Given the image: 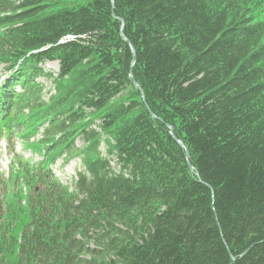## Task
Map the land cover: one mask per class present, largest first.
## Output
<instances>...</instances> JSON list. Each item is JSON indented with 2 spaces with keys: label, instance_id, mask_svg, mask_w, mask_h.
Returning a JSON list of instances; mask_svg holds the SVG:
<instances>
[{
  "label": "trees",
  "instance_id": "16d2710c",
  "mask_svg": "<svg viewBox=\"0 0 264 264\" xmlns=\"http://www.w3.org/2000/svg\"><path fill=\"white\" fill-rule=\"evenodd\" d=\"M57 1L0 0V141L83 171L4 207L0 264H264V2Z\"/></svg>",
  "mask_w": 264,
  "mask_h": 264
},
{
  "label": "rangeland",
  "instance_id": "374dc122",
  "mask_svg": "<svg viewBox=\"0 0 264 264\" xmlns=\"http://www.w3.org/2000/svg\"><path fill=\"white\" fill-rule=\"evenodd\" d=\"M261 2H264V0ZM82 4L83 2L81 0H58L54 5L52 4L44 8L42 14L48 15L62 9L77 7ZM261 14L262 18H264V7ZM43 68L46 72L55 75L58 66L55 62H48ZM6 73L7 70L5 66L0 65V77H3ZM38 82H41L43 85V98L47 101L49 97L54 94L53 83L45 79H39ZM131 90V88H127L123 97L130 94ZM132 100H135V98ZM116 102H119V99H117ZM136 113V111H133L127 115V118L130 119ZM28 115L29 112L27 111H24L22 114V116ZM99 126V121H96L91 125V128L92 130L98 131ZM44 142L45 136L42 133L36 134L30 141L28 140L27 143L19 139H14L10 145L11 147L3 141L5 147H1L0 149V174H2L0 176V180H2L0 184V215L4 211V207H11V203L13 202L15 205L17 202V205L20 207H26L30 201L36 199L37 194H40V175L44 173L45 169L43 168L45 166L46 171L49 172L51 170V175L56 180L58 179L62 186H67L70 188V191L74 189L77 174L83 171L81 158L70 157L66 152H61L54 156L52 162L45 165L46 153H44V147H42ZM74 146L76 148H81L83 146L82 140L80 138H75ZM106 150L105 143H101L98 147L101 157L107 158L110 165L115 168L114 160L110 157H106ZM16 154L17 157H14ZM18 164H21V168L18 167ZM16 172L20 174L23 172L22 175L19 174L23 178L21 181L16 180ZM10 212L13 211L10 210Z\"/></svg>",
  "mask_w": 264,
  "mask_h": 264
},
{
  "label": "water",
  "instance_id": "95a60500",
  "mask_svg": "<svg viewBox=\"0 0 264 264\" xmlns=\"http://www.w3.org/2000/svg\"><path fill=\"white\" fill-rule=\"evenodd\" d=\"M119 21L121 22V29H122V28H123V21H122V20H119ZM133 62H134V61H133ZM130 75H131V73H130ZM131 84H132V86H133L134 88H136V89L140 92V94H141V99H143V95H142V91H141V89L138 88L137 84H136L134 81H131ZM179 146H180V147H183L182 144H179ZM185 158H186V161L188 162V152H187V150H185ZM189 170H190V172H194V170L192 169V167H191L190 165H189ZM242 255H243V254H242ZM233 261H234V259L232 258L230 264H232Z\"/></svg>",
  "mask_w": 264,
  "mask_h": 264
}]
</instances>
